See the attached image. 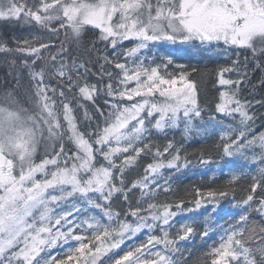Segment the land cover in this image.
<instances>
[{"label":"snow or ice","instance_id":"obj_1","mask_svg":"<svg viewBox=\"0 0 264 264\" xmlns=\"http://www.w3.org/2000/svg\"><path fill=\"white\" fill-rule=\"evenodd\" d=\"M0 22L28 33L0 34V264H264V0H0ZM177 51L217 58L211 104ZM194 161L210 183L179 195Z\"/></svg>","mask_w":264,"mask_h":264},{"label":"trees","instance_id":"obj_2","mask_svg":"<svg viewBox=\"0 0 264 264\" xmlns=\"http://www.w3.org/2000/svg\"><path fill=\"white\" fill-rule=\"evenodd\" d=\"M22 31L21 28H17L12 25L5 26L2 22H0V34H7L9 38L13 36H17V34ZM47 35V34H46ZM88 39V37H86ZM174 60L178 64H186L191 65L194 67L199 68L201 71L207 70L208 76L206 78H201L200 75H194L193 79L196 80L197 85L199 83L204 84V87L208 94L211 97V103L213 102L215 96L217 95L213 83L215 79V69L218 67L217 64V58L211 57L209 53H200L199 55H194L188 52L185 56L183 55H176L173 56ZM4 77L3 69H0V80H2ZM247 95V93H245ZM203 102V100L201 101ZM179 139V135L176 137ZM216 141L213 139H206V140H200L197 138L194 142H189L186 146L188 148V151L191 153L193 151H198L201 149H204L207 151L216 161L212 165L213 169H216L217 167L221 166L223 164V161L220 160L219 156L212 150V145ZM195 164V161H194ZM206 169L202 168L200 165L195 164L193 168L190 170H186L184 175H179L177 177H174L173 187L176 190L177 194L183 195L186 191H190L193 187H201L205 184L210 183V178L212 176V172H208L207 176L202 175V173ZM136 173H132V175L129 177L135 178ZM250 183L249 180L242 181V184L244 186H247V184ZM238 197L242 196V192H238ZM163 199V197H161ZM234 212L233 206L230 204H226L224 206V209L220 211L219 213V222L221 224H227L230 219V215ZM213 239H216V237H213ZM213 242V240H208L207 243L210 245ZM198 245L200 241L197 242ZM199 249H197V252Z\"/></svg>","mask_w":264,"mask_h":264},{"label":"rangeland","instance_id":"obj_3","mask_svg":"<svg viewBox=\"0 0 264 264\" xmlns=\"http://www.w3.org/2000/svg\"><path fill=\"white\" fill-rule=\"evenodd\" d=\"M21 35H28L27 32L25 31H20L17 36H21ZM47 35L45 34V39L47 40ZM162 54H164L166 52V49H161L160 50ZM188 52H190L191 54H194V55H199L200 53H195V52H192V51H177L175 52L176 55H183L185 56ZM211 57H215V56H212ZM198 88L200 90V97H201V101L203 100L202 104H211V97L210 95L208 94V92L206 91L205 87H204V84L202 83H199L198 84Z\"/></svg>","mask_w":264,"mask_h":264}]
</instances>
